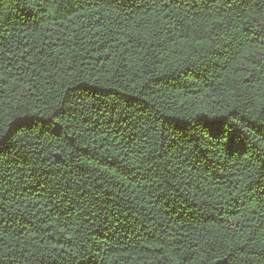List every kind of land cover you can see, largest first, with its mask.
<instances>
[{"label": "trees", "instance_id": "trees-1", "mask_svg": "<svg viewBox=\"0 0 264 264\" xmlns=\"http://www.w3.org/2000/svg\"><path fill=\"white\" fill-rule=\"evenodd\" d=\"M262 127L264 0H0V264H264Z\"/></svg>", "mask_w": 264, "mask_h": 264}, {"label": "snow or ice", "instance_id": "snow-or-ice-1", "mask_svg": "<svg viewBox=\"0 0 264 264\" xmlns=\"http://www.w3.org/2000/svg\"><path fill=\"white\" fill-rule=\"evenodd\" d=\"M207 126L218 141H225L226 146H231L248 136L247 130L238 123L229 124L225 121H209ZM260 130L264 131V127ZM11 134L12 133H9V135Z\"/></svg>", "mask_w": 264, "mask_h": 264}]
</instances>
